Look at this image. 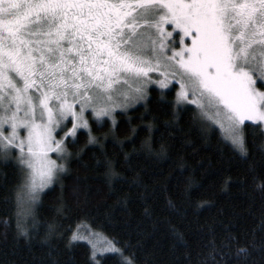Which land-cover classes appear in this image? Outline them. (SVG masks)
Listing matches in <instances>:
<instances>
[{
  "label": "snow or ice",
  "instance_id": "1",
  "mask_svg": "<svg viewBox=\"0 0 264 264\" xmlns=\"http://www.w3.org/2000/svg\"><path fill=\"white\" fill-rule=\"evenodd\" d=\"M150 72L160 73L161 88L179 76L173 108L196 105L194 118L219 125L246 155L245 120L264 124V0H0V160H16L22 175L18 237L30 239L36 193L66 171L80 130L119 106L115 86L150 82ZM61 133L71 139H56ZM106 175H115L111 162ZM2 223L6 238L10 222ZM78 239L84 237L74 231L69 244ZM235 239L225 237L219 251ZM254 249L264 253V236L237 247L236 256L248 264Z\"/></svg>",
  "mask_w": 264,
  "mask_h": 264
},
{
  "label": "trees",
  "instance_id": "2",
  "mask_svg": "<svg viewBox=\"0 0 264 264\" xmlns=\"http://www.w3.org/2000/svg\"><path fill=\"white\" fill-rule=\"evenodd\" d=\"M174 92L151 86L143 102L80 130L66 171L38 193L27 241L16 230L19 166L0 160V264H243L236 248L264 236V130L244 122L241 156L219 127L194 118V105L174 109ZM78 225L119 252L95 258L87 242L69 244ZM228 235L236 239L221 253ZM253 261L264 264V253L252 250Z\"/></svg>",
  "mask_w": 264,
  "mask_h": 264
},
{
  "label": "rangeland",
  "instance_id": "3",
  "mask_svg": "<svg viewBox=\"0 0 264 264\" xmlns=\"http://www.w3.org/2000/svg\"><path fill=\"white\" fill-rule=\"evenodd\" d=\"M165 27L169 31L172 30L169 25H165ZM185 39H186L187 43H189V44L191 43V39L190 38H185ZM169 43H171V41H169ZM175 47L177 49L180 47L178 38L176 39ZM171 54H172L171 47H169L166 50V55L170 56ZM149 77L151 78L150 82H149L148 78L145 77V78H143L140 81H135V82L129 81L128 84H124L121 81L118 85H116L115 86L116 91L113 92V101H112V103L114 105H119V106L112 107L111 108V115L99 118V122L102 121V120H105V119L112 120L113 119V113L116 110H118V109L129 108V107L134 106V105H136V104H138L140 102H143V100L147 97L148 88L151 87V86L158 87L159 89H166V88H161V86L158 83H156V81H158L159 79L162 78L160 73H158V72H150L149 73ZM178 80H179V76H177L176 80H172L168 84V87H167V88H169V87H171V85L175 84V87H174L175 100L177 98V92H178V90L180 88V84L177 82ZM257 86L260 87V81H258ZM138 87L142 89L141 92H137L136 91V88H138ZM261 90L264 91V88H261ZM189 100H191V97H189ZM183 104H191V103H189L188 101H185V102H183ZM192 105H194V104H192ZM194 106L196 107V105H194ZM198 111H199V109H198ZM93 119L95 121H97V118L95 116H92L91 119L89 120V124H90V121H92ZM245 121H248V120H245ZM208 122L212 123L211 121H208ZM248 122H252V121H248ZM213 125L219 127V125H216V124H213ZM260 126L264 130V124H260ZM5 127L7 128V126H5ZM68 127H71L70 123L68 124ZM89 129H90V126H89ZM89 129H85V130H89ZM64 131L66 132L67 128H65ZM221 132L225 135V133L222 130H221ZM23 134H26V133H23ZM53 135H56V133L54 132ZM68 138L69 137H64L63 133H61L59 136H56V139H68ZM16 156L17 157L19 156V150H16ZM49 156L52 157L53 159L56 158V154L55 153H49ZM57 163L59 164V163H61V161L58 160ZM24 171H25V173H27L30 170L27 169L26 166H24ZM59 173L60 172H58L57 175ZM54 180H55V178H54ZM50 185L51 184L47 185L43 189H39L37 191L36 195L38 196L39 195L38 193L40 191H43L45 188H47ZM25 191H27V190L25 189ZM75 232H76V234L78 236L84 237V239H80V240H83V241H85V242H87L89 244V246L91 247V249L93 251L92 253L95 254L94 255L95 258H97L100 255H102L104 253H107V252H119V251H117L119 249H117V247L113 243V241H111L108 237L104 236L101 233H98L96 231L88 229V228H86L84 226L79 227L78 230L77 229L75 230Z\"/></svg>",
  "mask_w": 264,
  "mask_h": 264
}]
</instances>
